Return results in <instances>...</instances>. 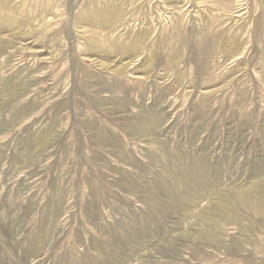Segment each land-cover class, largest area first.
I'll use <instances>...</instances> for the list:
<instances>
[{"label":"rangeland","instance_id":"rangeland-1","mask_svg":"<svg viewBox=\"0 0 264 264\" xmlns=\"http://www.w3.org/2000/svg\"><path fill=\"white\" fill-rule=\"evenodd\" d=\"M0 264H264V0H0Z\"/></svg>","mask_w":264,"mask_h":264},{"label":"bare ground","instance_id":"bare-ground-1","mask_svg":"<svg viewBox=\"0 0 264 264\" xmlns=\"http://www.w3.org/2000/svg\"><path fill=\"white\" fill-rule=\"evenodd\" d=\"M94 10H97V9H94ZM93 13H95V12H93ZM97 13H98L97 15H99L101 17L103 22L106 23L109 26L114 22V19H116V16H118L117 15V11H114L112 8L111 9L110 8H105V9L100 10ZM3 19H4V22H5V19H6V21L14 20V18L9 16V15L4 16ZM141 44H142V42L140 40H136L131 45H129V50L131 52H135L136 53L140 49Z\"/></svg>","mask_w":264,"mask_h":264}]
</instances>
